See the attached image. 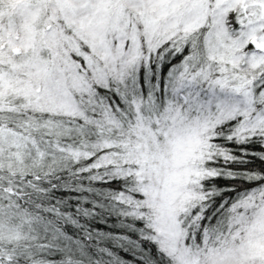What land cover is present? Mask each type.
Instances as JSON below:
<instances>
[{
    "label": "snow or ice",
    "instance_id": "snow-or-ice-1",
    "mask_svg": "<svg viewBox=\"0 0 264 264\" xmlns=\"http://www.w3.org/2000/svg\"><path fill=\"white\" fill-rule=\"evenodd\" d=\"M0 264H264V0H0Z\"/></svg>",
    "mask_w": 264,
    "mask_h": 264
},
{
    "label": "trees",
    "instance_id": "trees-1",
    "mask_svg": "<svg viewBox=\"0 0 264 264\" xmlns=\"http://www.w3.org/2000/svg\"><path fill=\"white\" fill-rule=\"evenodd\" d=\"M259 162H257V164H258Z\"/></svg>",
    "mask_w": 264,
    "mask_h": 264
}]
</instances>
